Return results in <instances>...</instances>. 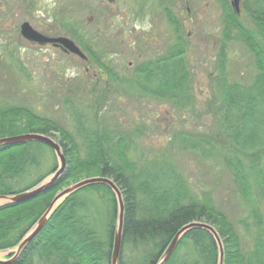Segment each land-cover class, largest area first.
<instances>
[{"label": "rangeland", "instance_id": "rangeland-1", "mask_svg": "<svg viewBox=\"0 0 264 264\" xmlns=\"http://www.w3.org/2000/svg\"><path fill=\"white\" fill-rule=\"evenodd\" d=\"M232 1L0 0V109H26L54 123L71 135L82 156L80 124L111 140L129 135L127 155L138 170L150 171L161 180L177 176L194 201H207L224 214L241 251L251 254L264 246V140L259 153L239 154L232 147L221 124L220 89L224 85L249 88L255 81L253 55L242 43L238 27L261 40L244 9L260 0H239L238 15L230 7ZM187 6L191 13L186 12ZM166 13L174 24L168 23ZM22 23L43 35L72 40L86 60L50 45L27 42L19 33ZM177 31L192 95L183 106L129 88L134 69L166 54L176 44ZM49 138L56 142L58 135L52 132ZM27 149L28 156L35 154L16 191L45 176L56 161L47 147ZM233 154L242 161L243 188L225 166ZM90 178H78L73 184ZM90 196V215L98 211L91 223L105 242L108 198L96 192ZM193 252L180 250L189 257ZM124 255L126 264H137L141 257L139 251L125 247ZM40 257L35 264H45ZM8 259L0 253V261Z\"/></svg>", "mask_w": 264, "mask_h": 264}, {"label": "trees", "instance_id": "trees-1", "mask_svg": "<svg viewBox=\"0 0 264 264\" xmlns=\"http://www.w3.org/2000/svg\"><path fill=\"white\" fill-rule=\"evenodd\" d=\"M244 9L252 17L261 39L256 41L255 33L247 34L238 27L242 43L253 55L257 75L249 88L224 85L220 89L223 132L239 154L248 151L259 153L264 140V117H260V111L264 109V0H260L254 7L245 6ZM171 17L166 13L168 23L174 24ZM232 17L234 21L233 14ZM226 24L230 25L227 19ZM232 26L237 28L236 25ZM76 39L82 44L79 37ZM88 48L85 47L90 51ZM92 57L98 62L95 55ZM183 57L184 49L177 31L176 44L166 54L134 69L129 88L176 106L190 102L192 95ZM119 81L125 83L124 80ZM52 132L58 135V140L55 139L61 147L67 167L54 183L29 200L0 207V252L18 246L58 192L78 181V178L98 177L111 180L123 200L118 264H126L124 247L139 251L141 257L137 264H157L175 235L191 223H206L215 229L223 245V264H264V246H257L251 254L243 253L238 236L224 214L207 201H194L177 176L170 175L161 180L150 171L138 170L127 155L129 135L111 140L106 134L88 132L84 129V123L80 124L78 135L82 139V156L71 135L54 123L26 109H0V139L24 134L52 137ZM29 147L38 149L46 146L26 143L0 147V197L31 190L56 171L57 161L45 176L36 179L27 188L16 191L15 187L25 174L29 158L35 154L28 156ZM232 156L231 161L225 162V166L237 186L243 188L246 183L243 180L245 174L242 161L239 156ZM256 162L257 159L254 164ZM94 192L102 198H108L109 218L106 222L105 242L98 238L95 225L90 219L98 215L97 210L96 216L90 215L93 203L90 195ZM116 214L115 197L108 187L93 185L83 188L68 196L55 209L42 230L27 243L16 260L8 264H35L38 256L45 259V264H110ZM189 248L194 251L190 257L180 253L181 249ZM217 256V248L210 234L192 229L180 238L165 264H217ZM127 264L131 262L127 261Z\"/></svg>", "mask_w": 264, "mask_h": 264}, {"label": "water", "instance_id": "water-1", "mask_svg": "<svg viewBox=\"0 0 264 264\" xmlns=\"http://www.w3.org/2000/svg\"><path fill=\"white\" fill-rule=\"evenodd\" d=\"M231 6L234 10V13L239 14L240 11L239 0H233ZM20 36L23 39H25L27 42L34 43L39 46H45L48 44L53 45L54 47L60 48L65 53L72 54L79 57L82 60H86V57L81 53L78 47L70 39L66 37L51 38L45 36L33 30L27 23L22 24L20 28ZM26 143H39L50 148L53 151L58 162L57 171L52 176L48 177L46 180H44L43 182H41L39 185L32 188L31 190H28L26 192L14 196L0 197V202L3 203L5 202L4 204L0 203V207L9 204H17L29 200L30 198L34 197L35 195L43 191L45 188L50 186L52 183H54L61 176V174L65 169V158L62 154L61 147L49 137H45L44 135H40V134H25V135L0 139V147L14 146V145L26 144ZM93 185H104L108 187L112 191L115 197L117 216H116V225H115V233H114V239L112 245L110 264H118L120 248H121V229H122L123 213H124L123 200L121 193L119 192V190L111 180L106 178H98V177L79 181L78 183H75L69 186L68 188L57 193L53 198V200L51 201L48 209L45 211L42 217L36 222V224L31 228V230L26 234V236L22 239V241L18 244V246L14 249L0 252V253H5L7 256L10 257V259L6 262L0 261V264H8L13 260H15L19 256L23 248L27 245V243L30 242L42 230V228L46 224L51 214L55 211V209L68 196H70L73 193H76L77 191L83 188ZM192 229L203 230L210 234L217 248V253H218L217 264H223L224 252H223V245L221 239L219 238L215 229L206 223H191L184 226L170 242V244L162 254V257L160 258L157 264H165L166 261L171 256L172 252L174 251L180 238L186 232Z\"/></svg>", "mask_w": 264, "mask_h": 264}, {"label": "flooded vegetation", "instance_id": "flooded-vegetation-1", "mask_svg": "<svg viewBox=\"0 0 264 264\" xmlns=\"http://www.w3.org/2000/svg\"><path fill=\"white\" fill-rule=\"evenodd\" d=\"M106 1H108V2H113L114 0H106ZM186 2H189V0H185ZM114 3V2H113ZM191 6H193L194 7V5L191 3ZM230 7H231V3H230ZM186 12L187 13H191L192 11H191V7H186ZM22 24H24V23H22ZM22 24L19 26V33H20V28H21V26H22ZM30 27H31V25L29 24V23H27ZM32 28V27H31ZM33 29V28H32ZM34 30V29H33ZM36 31V30H35ZM55 49H58V48H55ZM137 92H139L140 94H141V92L140 91H137ZM142 95V94H141Z\"/></svg>", "mask_w": 264, "mask_h": 264}, {"label": "bare ground", "instance_id": "bare-ground-1", "mask_svg": "<svg viewBox=\"0 0 264 264\" xmlns=\"http://www.w3.org/2000/svg\"><path fill=\"white\" fill-rule=\"evenodd\" d=\"M0 203H2V202H0Z\"/></svg>", "mask_w": 264, "mask_h": 264}]
</instances>
